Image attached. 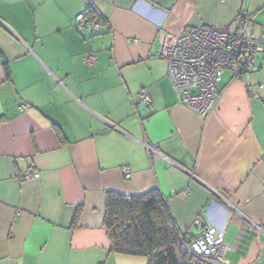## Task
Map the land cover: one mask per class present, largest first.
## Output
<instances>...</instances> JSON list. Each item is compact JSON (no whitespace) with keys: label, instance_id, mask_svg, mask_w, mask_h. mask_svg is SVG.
Returning a JSON list of instances; mask_svg holds the SVG:
<instances>
[{"label":"crops","instance_id":"crops-1","mask_svg":"<svg viewBox=\"0 0 264 264\" xmlns=\"http://www.w3.org/2000/svg\"><path fill=\"white\" fill-rule=\"evenodd\" d=\"M244 18L264 44V0H0V264H147L111 250L104 214L109 193L151 190L187 241L222 232L221 264H264V52L222 74L205 117L156 58Z\"/></svg>","mask_w":264,"mask_h":264},{"label":"built area","instance_id":"built-area-1","mask_svg":"<svg viewBox=\"0 0 264 264\" xmlns=\"http://www.w3.org/2000/svg\"><path fill=\"white\" fill-rule=\"evenodd\" d=\"M84 20V14L77 17ZM246 19L233 31L219 30L213 27H203L190 30L179 36H165L156 58L167 63L168 78L174 89L180 93L185 105L205 117L216 108V97L222 74L229 71L234 79L243 76L245 69L254 59L264 52L262 41L248 38L245 32ZM99 27L93 24V31ZM87 63L93 64L94 56H88ZM262 86L259 87L261 89ZM139 102L150 104V98L145 94L138 96ZM254 99L258 100L257 95ZM20 106L19 110H24ZM149 152L151 148L146 145ZM125 178L129 171L122 169ZM37 174L26 171L22 180H32ZM183 251L196 258L210 257L222 263L223 256L229 247L224 243L222 232L213 226L206 227L193 240L181 239Z\"/></svg>","mask_w":264,"mask_h":264},{"label":"trees","instance_id":"trees-1","mask_svg":"<svg viewBox=\"0 0 264 264\" xmlns=\"http://www.w3.org/2000/svg\"><path fill=\"white\" fill-rule=\"evenodd\" d=\"M96 14L89 5L84 12V21L92 23L98 18ZM59 137L63 140L61 135ZM78 216L79 210L73 226ZM104 226L113 252L143 256L147 264H220L213 258H196L183 251L181 239H186L177 229L166 200L157 190L137 196L109 193L105 201Z\"/></svg>","mask_w":264,"mask_h":264},{"label":"rangeland","instance_id":"rangeland-1","mask_svg":"<svg viewBox=\"0 0 264 264\" xmlns=\"http://www.w3.org/2000/svg\"><path fill=\"white\" fill-rule=\"evenodd\" d=\"M135 256H137V255H135ZM138 257L142 258V256H138ZM143 258H144V257H143ZM144 259H146V258H144Z\"/></svg>","mask_w":264,"mask_h":264}]
</instances>
